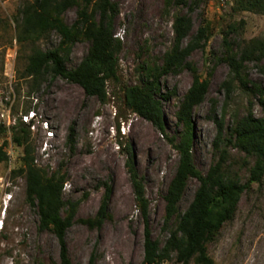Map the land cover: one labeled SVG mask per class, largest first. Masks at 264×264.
<instances>
[{
  "label": "rangeland",
  "instance_id": "obj_1",
  "mask_svg": "<svg viewBox=\"0 0 264 264\" xmlns=\"http://www.w3.org/2000/svg\"><path fill=\"white\" fill-rule=\"evenodd\" d=\"M176 1L112 0L117 7L115 37L121 42L118 80L108 82V100L102 103L62 78L47 77L38 88L31 79L23 78L33 52L58 49L61 37L51 31L38 41L19 42L20 8L34 0H0V146L9 156V161L0 164V264L60 262L56 236L40 230L38 209L26 199L24 175L13 174L21 167L23 148L13 143L12 131L31 110L48 120L55 132L46 156L38 150L39 135L31 131L40 168L49 174L62 168L67 174L64 199L78 203L74 223L66 233L73 264H89L93 254L97 264H143L146 223L126 167L130 153L144 182L152 238L163 247L176 229L200 186L197 180H188L178 212L166 224L165 198L180 162L170 139L178 141L184 133L177 112L195 76L209 83L205 100L193 112L196 168L206 175L221 161L230 178L241 184L249 182L256 158L232 145L217 149L215 140L219 136L221 140L233 139L236 121L250 112L264 118V99L252 86L264 89V60H240L250 40L264 38V14L246 11L242 5L246 0H187L186 5ZM83 6V0H75L62 14L64 23L74 25ZM177 16L192 20L191 36L181 48L201 27H208L209 41L191 55L186 66L160 79L158 98L167 126L162 135L128 109L122 96L125 88L143 86L151 70L164 65L165 56L176 46L173 26ZM94 20L99 23L100 15ZM90 47L91 41L80 35L69 52L62 50L67 68L75 69ZM231 58L236 59L239 70L233 68ZM9 108L16 124L10 128L1 117ZM105 185L111 187L108 218L100 229L90 228L81 220L95 218ZM208 254L214 264H264V175L244 192L233 219L208 243ZM163 264L178 263L173 255ZM190 264L197 263L193 259Z\"/></svg>",
  "mask_w": 264,
  "mask_h": 264
},
{
  "label": "trees",
  "instance_id": "obj_2",
  "mask_svg": "<svg viewBox=\"0 0 264 264\" xmlns=\"http://www.w3.org/2000/svg\"><path fill=\"white\" fill-rule=\"evenodd\" d=\"M83 1L84 6L71 27L64 23L62 14L74 5L75 0H34L21 6L19 42L38 41L51 31L57 32L61 37L58 49L48 51L36 49L33 52L23 72V78L31 79L37 88L47 77L53 80L62 78L82 87L88 96L106 103L108 82L118 80V53L121 42L115 37L117 7L112 0ZM176 4L186 5L187 0H177ZM242 5L246 11L264 14V0H246ZM91 6L93 8L90 11ZM97 14L101 17L99 23L94 20ZM173 27L176 46L165 56L164 65L158 70H151L143 86L125 88L122 96L128 109L150 122L162 135L166 134L167 126L163 104L158 98L161 94L159 81L165 74L186 66V61L191 55L204 49L209 41L208 27H201L188 44L181 48L184 40L191 36L192 20L188 16H177ZM80 35L91 41V47L84 60L75 69L69 70L61 51L69 52ZM230 60H233L231 61L233 68L239 70L240 65L234 61L236 59ZM240 60L242 63L264 60V38L250 40L242 50ZM242 83L245 85L243 80ZM252 86L253 91L264 99V89L254 83ZM208 88L207 81L195 76L177 112V119L184 126V133L178 141L170 139L179 153L180 162L165 198L166 224L177 214L188 180L195 179L200 186L163 247L152 238L148 224L149 202L143 179L131 153L126 162L135 200L146 223L143 264H163L173 255L178 264H190L193 259L197 264H214L208 254V243L214 240L224 224L233 219L240 199L250 184L260 182L264 175V118H257L251 112L236 121L231 131L233 139L221 140L219 136L215 140L217 149L232 145L246 156L256 158L249 182L241 184L236 178H230L223 172L221 161L211 167L206 175L196 168L193 156V112L194 108L205 100ZM217 124L221 132L222 120L217 121ZM12 141L16 146L23 148L21 167L13 174L24 175L26 179V199L38 209L40 230L51 231L56 236L60 246L58 264H73L68 254L66 233L74 223L78 203L66 202L64 199L67 174L62 173V168L49 174L35 164L31 132L22 122L12 131ZM7 161L8 153L4 146H0V164ZM110 194L111 187L105 185V194L97 215L95 218L81 221L90 228L100 229L108 218ZM67 207L69 209L65 214ZM89 264H97L94 254Z\"/></svg>",
  "mask_w": 264,
  "mask_h": 264
},
{
  "label": "built area",
  "instance_id": "obj_3",
  "mask_svg": "<svg viewBox=\"0 0 264 264\" xmlns=\"http://www.w3.org/2000/svg\"><path fill=\"white\" fill-rule=\"evenodd\" d=\"M4 120V126L10 128L11 125H16L15 122L11 121V108L6 110V113H3L1 116ZM22 123L25 124L30 132L40 137V146L39 152L41 154L47 153L50 151V141L55 137V132L52 127V124L48 120H44L41 116H38L36 111L31 110L29 113H26L22 116ZM35 164L39 166L37 158H35Z\"/></svg>",
  "mask_w": 264,
  "mask_h": 264
}]
</instances>
